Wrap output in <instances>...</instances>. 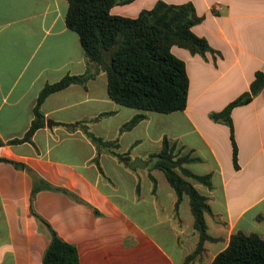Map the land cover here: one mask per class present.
<instances>
[{
  "label": "crops",
  "instance_id": "0c3cea01",
  "mask_svg": "<svg viewBox=\"0 0 264 264\" xmlns=\"http://www.w3.org/2000/svg\"><path fill=\"white\" fill-rule=\"evenodd\" d=\"M156 1L133 0L111 12L135 17ZM162 1L192 3L202 17L192 31L213 49L202 56L171 47L189 79L183 110L145 111V119L120 132L139 110L110 99L101 70L49 94L41 105L45 125L30 142L9 143L27 131L42 87L85 73L87 61L65 23L67 0H0V156L26 165L0 162V264H42L49 226L76 247L79 264H210L237 230L264 238V87L231 111L237 166L230 127L210 117L247 91L257 70L264 72V0ZM47 120L74 125L48 127ZM82 125L117 139L128 164L97 154ZM164 136L180 155L198 158L184 167L211 174L210 188L195 187L208 197L212 239L191 258L199 236L188 197L175 214V190L161 171L148 169ZM33 174L68 193L43 187L30 202Z\"/></svg>",
  "mask_w": 264,
  "mask_h": 264
},
{
  "label": "trees",
  "instance_id": "16d2710c",
  "mask_svg": "<svg viewBox=\"0 0 264 264\" xmlns=\"http://www.w3.org/2000/svg\"><path fill=\"white\" fill-rule=\"evenodd\" d=\"M67 1L65 23L79 36L87 70L81 75H66L57 82L45 84L37 96L33 118L27 131L21 138L12 139L9 143L30 142L35 131L45 125L41 105L49 94L74 83H84L101 70L106 72L110 99L119 105L139 110V113L122 124L120 132L132 129L145 119V111L170 113L186 107L189 79L184 61L173 54L171 47L176 45L202 56L213 51L204 37L192 31V27L202 20L196 14L192 3L170 4L158 0L151 8L142 9L137 16L129 17L114 14L111 9L115 5L128 4L133 0ZM263 87L264 72L257 70L249 89L231 100L222 110L212 112L210 117L226 123L231 129L232 137V109L250 102ZM82 127L97 148V154L107 151L118 161L128 164L129 158L126 156L129 152H117V139L105 140L88 131L86 125ZM1 145L3 142L0 140ZM232 145L233 163L237 166L233 137ZM197 160L198 158L190 154L180 155L174 142L166 136L162 139L159 151L148 156V169L161 171L176 192L175 214H178L182 196L188 197L193 226L199 239L194 252L187 258L200 252L204 241L212 239L207 233L204 217L205 213H210L208 197L195 187V184H201L210 188L211 174H195L184 167L185 163ZM94 161L100 169L97 157ZM0 162L11 163L21 169L26 167L22 162L3 156H0ZM32 176L30 202L43 187L68 193L63 188L47 184L34 174ZM30 209L37 215L31 203ZM259 219L264 220V216ZM49 229L51 239L44 250L42 264H79L76 247L60 238L50 226ZM210 264H264V238L254 232L244 233L237 230L231 234L228 245Z\"/></svg>",
  "mask_w": 264,
  "mask_h": 264
},
{
  "label": "water",
  "instance_id": "95a60500",
  "mask_svg": "<svg viewBox=\"0 0 264 264\" xmlns=\"http://www.w3.org/2000/svg\"><path fill=\"white\" fill-rule=\"evenodd\" d=\"M46 124H47V126L48 127H50L51 126V124H54V125H61V126H67V125H74V124H67V123H63V122H55V121H53V120H47L46 121ZM144 163V162H139L138 160H134L133 162H132V164L134 165L135 163ZM145 164V163H144Z\"/></svg>",
  "mask_w": 264,
  "mask_h": 264
},
{
  "label": "rangeland",
  "instance_id": "374dc122",
  "mask_svg": "<svg viewBox=\"0 0 264 264\" xmlns=\"http://www.w3.org/2000/svg\"><path fill=\"white\" fill-rule=\"evenodd\" d=\"M203 155H204V154H202L201 156L203 157ZM201 165H203V163L200 162V163H199V166H201Z\"/></svg>",
  "mask_w": 264,
  "mask_h": 264
}]
</instances>
